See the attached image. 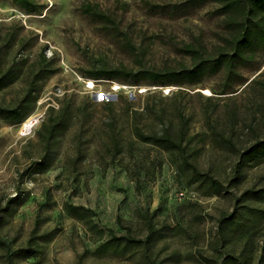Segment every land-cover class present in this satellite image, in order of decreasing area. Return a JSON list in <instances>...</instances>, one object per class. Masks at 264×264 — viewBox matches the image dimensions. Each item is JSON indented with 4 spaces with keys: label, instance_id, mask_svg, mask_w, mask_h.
<instances>
[{
    "label": "rangeland",
    "instance_id": "obj_1",
    "mask_svg": "<svg viewBox=\"0 0 264 264\" xmlns=\"http://www.w3.org/2000/svg\"><path fill=\"white\" fill-rule=\"evenodd\" d=\"M35 1L42 5L41 11L28 14L8 0H0V47L8 33L25 40L24 48L17 44L1 55L6 64L16 54L25 66L23 74L0 91V106H10L23 96L28 67L39 60L42 52L53 58L56 68L40 82L41 88L27 113L35 108L43 111L42 119L29 134H21L25 117L19 122L0 117V206L17 194L22 199L0 227V238L6 243L0 249V264H145L133 251L92 256L99 242H93L94 234L81 220L65 211V204L91 209L93 222L117 234L125 232L117 222L120 219L134 236L142 237L146 214L155 226H166L170 236L151 253L149 264H221L226 253L216 236L217 219L233 209L235 198L244 189L264 188V155L247 163L239 182L228 184L236 155L202 142V137L196 135L206 129L204 109L212 104L206 98L214 96L211 90L218 87L220 76L183 87L153 85L141 74L147 69L187 62L181 51L185 43L199 42L208 49L222 46L228 31L222 16L215 12L218 4L206 2L176 9L171 6L187 0ZM86 3L108 18L83 13ZM151 4L171 6L153 12L156 10L148 8ZM1 51L5 53L6 49L2 47ZM120 64L133 70L129 80H94L86 74L101 65ZM239 72L244 83L234 87L236 92L213 99L218 106L211 119L229 123V108L234 107L240 120L236 132L241 135H235L234 140L240 148L251 140L242 134V120L248 118L254 110L252 104L258 101L256 91L247 89L246 84L255 77L264 79V53L241 65ZM113 86L121 87L119 95L108 101L104 93ZM64 97H72L75 104L87 101L82 152L77 157L74 143L79 127L73 120L59 136L48 168L33 170L32 161L42 153L43 142L37 131L46 108L54 105L58 109ZM134 110L141 111L136 123L143 129L158 128L165 121L176 131L182 121L187 133L195 135L192 145L196 165L228 184L226 191L206 195V185L191 182L177 172V155L136 141L129 117ZM110 121L122 149L114 163L105 164L109 153L103 145L109 143ZM253 204L263 210L255 236L261 245L264 201ZM35 222L38 233L52 230L54 236L41 244L35 256L13 257V252L25 245ZM172 253L177 255L169 261Z\"/></svg>",
    "mask_w": 264,
    "mask_h": 264
},
{
    "label": "trees",
    "instance_id": "obj_2",
    "mask_svg": "<svg viewBox=\"0 0 264 264\" xmlns=\"http://www.w3.org/2000/svg\"><path fill=\"white\" fill-rule=\"evenodd\" d=\"M8 1L14 7L28 14L39 12L42 9V5L35 0ZM206 2L218 4L215 12L218 16H222L224 26L228 31L225 43L213 49H208L199 42L185 43L182 45L181 51L188 58L187 62L182 61L176 67L165 66L160 69H147L141 71V74H143L142 78H147L153 85L175 84L183 87L197 85L208 77L220 76L218 87L211 90L214 96L206 98L209 102L212 101L211 110L204 109L206 129L196 135L202 137V142H210L216 147L226 149L236 155V161L232 167L233 177L229 179L228 183L231 184L240 181L241 172L250 160L264 155V79H255V77L246 84L247 89L256 91L258 101L252 104L251 108L254 110L248 118L242 120L243 124L240 128L242 134L248 135L251 140L240 146V148L237 147V141L234 140L235 135L238 138L241 137L236 132L238 130L236 126L240 122L236 109L234 107L229 108L231 119L229 123L221 124L219 121L211 119V113L218 106V102L213 99L219 100L227 94L236 92L233 90L234 87L244 83L239 67L251 61L257 54L264 53V0H187L182 5L151 4L148 8L152 11L156 10L153 12H163L170 6L180 9L183 6H200ZM82 12L94 17L108 18L107 15L101 13L96 6L90 3L82 6ZM17 44L22 49L25 40L22 37L17 39L15 33L12 32L4 37L2 47L6 49L5 53H2V47H0V91L23 74L24 61L18 59L16 54H12L6 64L3 63L1 57L2 54L7 53L9 48L12 49ZM53 62L52 57H47L42 52L39 60L29 65L25 77V93L14 104L0 106V117L2 119L8 122H19L30 115V113L28 115L27 113L41 88L42 84L40 82H43L56 71ZM132 72L131 68L120 64L114 67L101 65L96 69L88 70L86 74L88 78L94 80L126 81L130 79ZM87 106L86 100L75 104L72 97H64L58 109L52 106L46 108L45 119L37 131L43 142L42 153L38 159L32 161L33 170L48 168L55 145L59 141V136L63 134L73 120L78 121L79 131L75 136L74 146L77 157L80 156L82 152L81 144L86 141L81 137L87 119ZM105 106H110V103H105ZM140 114L141 111L136 110L130 111L129 114L133 130L132 136L136 141L156 146L177 155L180 159L175 163L177 172L182 176H188L191 182L199 181L206 185L208 188L205 192L206 195L220 194L226 191L228 184L226 185L209 170H201L196 165L194 161L196 149L192 145V138L195 135L187 133L182 121H180L179 128L176 131L171 128L170 123L165 121H161L158 128L143 129L136 123L137 116ZM180 118L182 119V117ZM109 127L111 128L109 143L103 145L109 153V159L105 164L114 163L116 155L120 154L122 149L121 139L113 132L112 121L109 122ZM257 201H264V188L244 189L235 198L233 209L217 219L216 236L226 253L221 264H264V241L261 245H258L255 241L256 227L258 221L263 217L261 214L263 210L253 204ZM21 202L22 199L19 194L5 199L3 206H0V227L6 216L11 215ZM64 209L68 214L78 218L87 226L94 234L93 242H99L98 247L91 253L92 256L133 251L140 254V258L145 264H149L151 253L155 251L160 242L170 236L166 226H155L151 216L147 214L143 216L144 234L142 237H136L130 228L122 225L120 219L117 222L120 223L125 232L117 234L112 229H103L93 222L91 219L93 211L85 206L65 204ZM36 225L37 222H35L25 245L16 249L13 252V257L29 258L35 256L40 251L41 244L54 236L52 230L38 233ZM5 246V241L0 238V249L5 248ZM176 255V253H172L169 261H174Z\"/></svg>",
    "mask_w": 264,
    "mask_h": 264
},
{
    "label": "built area",
    "instance_id": "obj_3",
    "mask_svg": "<svg viewBox=\"0 0 264 264\" xmlns=\"http://www.w3.org/2000/svg\"><path fill=\"white\" fill-rule=\"evenodd\" d=\"M123 87V86H122ZM121 87L120 86H113L109 91H106L104 93V96L107 98L108 101L112 100V97H116L119 95V89ZM38 102V101H37ZM36 102V104H37ZM54 107V105H49ZM36 110H34L30 115H28L25 119H24V123H28V126H22L21 127V134L22 135H27L29 134L32 129L34 128V126L40 121V119H42L43 117V111H39L38 108H35Z\"/></svg>",
    "mask_w": 264,
    "mask_h": 264
},
{
    "label": "bare ground",
    "instance_id": "obj_4",
    "mask_svg": "<svg viewBox=\"0 0 264 264\" xmlns=\"http://www.w3.org/2000/svg\"><path fill=\"white\" fill-rule=\"evenodd\" d=\"M90 85H92V84L90 83ZM22 126H25L26 127V126H28V123L26 122V123L22 124L21 127Z\"/></svg>",
    "mask_w": 264,
    "mask_h": 264
}]
</instances>
